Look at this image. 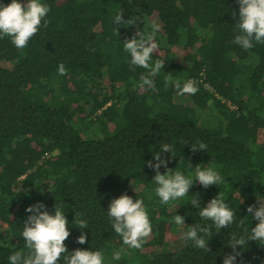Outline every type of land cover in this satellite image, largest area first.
<instances>
[{
	"label": "trees",
	"instance_id": "trees-1",
	"mask_svg": "<svg viewBox=\"0 0 264 264\" xmlns=\"http://www.w3.org/2000/svg\"><path fill=\"white\" fill-rule=\"evenodd\" d=\"M0 264H264V0H0Z\"/></svg>",
	"mask_w": 264,
	"mask_h": 264
},
{
	"label": "rangeland",
	"instance_id": "rangeland-1",
	"mask_svg": "<svg viewBox=\"0 0 264 264\" xmlns=\"http://www.w3.org/2000/svg\"><path fill=\"white\" fill-rule=\"evenodd\" d=\"M2 64L4 66H10V63H6V62H2ZM200 120L202 121V123L205 124H210L212 122H214V118L211 116V113H208L207 111H203L200 114ZM171 232H175L174 230L171 229ZM182 243V238L180 236V234H177V236L173 239V240H169V241H165L163 245H161L160 247H157L158 251H170V250H175L178 247H180Z\"/></svg>",
	"mask_w": 264,
	"mask_h": 264
}]
</instances>
